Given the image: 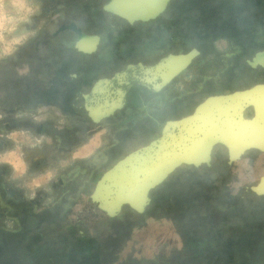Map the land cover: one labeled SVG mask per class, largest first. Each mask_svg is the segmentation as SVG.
Masks as SVG:
<instances>
[{
	"label": "rangeland",
	"instance_id": "374dc122",
	"mask_svg": "<svg viewBox=\"0 0 264 264\" xmlns=\"http://www.w3.org/2000/svg\"><path fill=\"white\" fill-rule=\"evenodd\" d=\"M43 1L34 0L37 11L31 15L29 23L22 25L34 34L18 44L11 54L0 56V103L4 94L9 92L5 105L25 103L33 110H19V116L36 122L47 121L49 125V133L14 129L4 134L3 139L11 145L0 153L15 150L18 140L21 141L19 150L27 168L23 177H16L11 164L0 163V171L6 170L5 180L9 182L0 183V231H15L22 235L34 261L50 264L73 261L72 253L81 243L79 237L84 232L108 234L110 240L106 247L114 260L122 257L138 260L167 254L168 246L175 245V242L166 240L168 231L173 233L170 238L175 235L184 237L185 230L192 228L199 237L208 234L213 238L212 231L217 225L216 230L219 228L224 235H233L237 240L239 235L236 232L251 231L248 234L258 242L247 244L262 245L253 252L247 250L246 255L233 251L231 259L234 264H264V198L248 192V188L264 175V153L249 152L231 168H226L228 159L224 158L209 168L194 172L180 169L151 191V202L142 213L126 206L107 223H89L80 217L79 212L102 173L128 152L154 139L160 128H155L153 104L147 103L115 126H104L90 134L76 133L84 120L72 105L75 96L72 75L82 59L73 53L71 45H65L63 36L56 33L62 22L77 17L88 31L100 30L106 34L104 24L89 26L85 21L89 16L86 8L90 4L101 9L107 0H66L64 3L56 0L45 11ZM177 1L181 3L178 8H168L164 17L195 18V23L173 26L169 21H161L164 23L159 29L160 21H150L131 28L127 35L115 32L117 37L113 41L104 40L100 44L94 54L95 60L103 62L119 54L121 58L117 57L116 62L119 67L131 60L153 61L154 50L162 36L167 49L202 51V58L209 60V65L201 69L202 75L209 74L210 80H218L220 76L224 84V88L211 91L234 90L264 80V69L258 68L257 73H251L247 63L256 52L264 49V0ZM60 8L66 13L60 12ZM49 16L54 20L48 21ZM203 18L215 20L205 23ZM173 36L178 40L170 43ZM54 53L58 55L57 60ZM202 58L194 64L191 72L195 73ZM45 64L50 66L47 74L43 70ZM109 73L111 71L105 72ZM210 86L213 88V84ZM13 133H27L34 141L40 142L29 144L23 142L22 137L13 139ZM43 155L45 162L37 166L34 161ZM49 169H56L54 178L39 187L28 185L31 178ZM205 213L208 217H203L199 229L190 218L198 216L201 220L200 214ZM32 214L42 215L38 223ZM26 223L33 228L23 229ZM229 232L233 234L229 235ZM163 240L167 245L162 246ZM210 253L206 250L204 255L208 257L205 258L211 260ZM21 257L25 261V257ZM202 258L199 256L194 261L201 264ZM228 258L222 254L218 258L219 264H224L223 259Z\"/></svg>",
	"mask_w": 264,
	"mask_h": 264
},
{
	"label": "water",
	"instance_id": "95a60500",
	"mask_svg": "<svg viewBox=\"0 0 264 264\" xmlns=\"http://www.w3.org/2000/svg\"><path fill=\"white\" fill-rule=\"evenodd\" d=\"M171 0H109L105 11L115 25L131 26L137 21H149L164 12ZM78 40L75 48L93 52L99 43L98 35H87L76 29ZM84 40H91L84 47ZM196 53L172 55L163 63L129 65L113 78L95 83L88 95L80 94V110L92 121L113 114L125 103L132 84L147 85L155 89L157 71L168 68L164 83L180 72ZM251 66H264V51L247 60ZM139 71V72H138ZM77 109V105H74ZM253 108L254 113L246 110ZM227 147L230 162L239 159L247 150L264 152V83L212 95L195 110L180 119L169 120L161 135L118 159L96 181L91 194L80 210V217L89 223L107 221L129 206L138 213L145 211L151 202V191L162 184L169 175L183 164H210L215 145ZM249 193L264 194V176L248 188Z\"/></svg>",
	"mask_w": 264,
	"mask_h": 264
},
{
	"label": "flooded vegetation",
	"instance_id": "af4514ba",
	"mask_svg": "<svg viewBox=\"0 0 264 264\" xmlns=\"http://www.w3.org/2000/svg\"><path fill=\"white\" fill-rule=\"evenodd\" d=\"M66 0H58L59 3H64ZM52 2H57L56 0H45L43 1V10L45 11L48 7L50 8V4ZM109 2H105V4L101 7V9L96 5V4H90L87 8L86 11L88 12V18H86V21L89 26L92 25H97V24H104L105 25V30L106 34L100 30H95V31H88V29H85L82 26V21L80 18L77 17H72L66 22H62L61 26L59 27V30L57 31L56 35L63 36L65 39V45L66 46H72L73 47V53H76L81 57V62L77 64L75 67V74L72 75V79L75 80L74 87L72 88V92L75 94L72 105L73 108L75 109L74 105H77V109H75V112L78 116H81L84 120L82 122V126L76 131V133H83L85 134H90L91 132H94L95 130L99 128H104V126H115L114 124L117 123L120 120L126 119L129 114H132L133 112L139 111L140 107L143 105L150 103L153 104V120L155 122V128H160L159 135H161L163 126L165 123L169 120H177L180 118H183L189 114H191L195 108L203 102L207 97L212 96V95H220V94H226L233 92L235 90H240L243 88H247L250 86H253L257 83H264V80L261 81H256L255 83L245 86V87H238L237 89L234 90H228V91H211L214 88H224V84L221 82V77H218V80H210V75L209 74H203L202 75V70H204V67L206 65H209V60L205 61L203 59V54L200 49H196V53L192 56V59L188 65H186L180 72H178L176 75L171 77L168 81H165L164 83V77L168 74V68L167 67H161L157 71V78L155 82V89H151L147 85H141V84H132L126 93L125 97V103L121 108H118L113 114L104 117L100 119L99 121H92L89 117L84 116V114L81 112L80 108L82 104L85 102H82L79 100L80 94L83 93L85 95H88L95 85V83L101 79H106V78H113L114 75L117 72L126 70L129 65H153V64H159L163 63L166 58L172 56V55H181V54H187L190 53L194 50V48L188 50V51H179L175 49H167L165 46V38L160 37L157 42V46L154 50L155 52V60L145 62V61H128L124 66L119 67L116 65L118 62L117 57L121 56L119 54L117 55H112L113 58L103 60V62H100L99 60H95L94 54L99 50L100 44L104 41H113L114 37L116 38L117 36L115 35V32L117 35H127L129 34V30L131 28H134L138 24H145L149 23L150 21H160L158 24V28L161 29L162 25L164 22L169 21L170 23L174 25H179V24H193L195 23V18H184V17H164V14L168 10V8H178L179 3L177 0H171L166 9L164 10L163 13H161L159 16H157L154 19H151L149 21H137L131 26H126V25H115L110 22V19L105 11V6ZM47 7V8H46ZM62 7V6H61ZM51 11V10H50ZM60 12H65L63 8H60ZM58 12V10H57ZM51 15V14H50ZM51 19L54 20V18H51L49 16L48 21ZM56 19V18H55ZM201 20V19H200ZM202 20L205 21V23H209L210 21L215 20L214 18H203ZM164 21V22H161ZM171 28H174V27ZM80 30L82 33L87 34V35H98L100 40L97 46V49L93 52L87 53L83 51H79L75 48V43L78 40V32L77 30ZM177 30V27H176ZM70 37L72 39H70ZM54 39L56 37H53ZM119 38V37H118ZM173 40H178L176 36L171 37V41ZM260 51H264V49H261ZM258 51V52H260ZM256 52L254 56L258 53ZM251 59H253V57ZM116 57V58H115ZM129 57V56H127ZM202 58V63L199 62V64L195 67V73L191 72L192 67L194 64L201 60ZM130 59V58H128ZM248 63V62H247ZM48 65V64H47ZM46 64L43 65V70L46 71L45 73L47 74L50 71V66H47ZM48 68H47V67ZM117 66L116 68H114ZM251 73H257V69L261 68L264 69V66L261 64H258L257 66H251ZM199 69V70H197ZM202 69V70H201ZM109 74H105V72H110ZM139 72V71H138ZM44 73V74H45ZM48 82H50V79L48 77ZM64 81H66L64 79ZM213 84V88L212 85ZM4 88V87H3ZM1 88V92L3 91ZM3 94V93H1ZM3 96V95H2ZM5 96V97H4ZM3 98L1 99L0 103V112L2 114V118H0V151H2L4 148L8 147L11 145L8 141L4 140V134L8 132L14 131V129H32L34 131H39V132H48L49 133V125L47 121L44 122H36L31 118H26L19 116L18 112L19 110H24L26 112L33 110V108L28 107V105H25V103L17 104V105H5V99L8 100L10 97L9 92H6L4 94ZM28 97V96H27ZM25 96V98H27ZM28 101V98H27ZM28 103V102H27ZM26 103V104H27ZM31 109V110H30ZM251 112L252 114L254 113V109L250 108L246 110V114ZM155 137V138H156ZM45 146L43 147V153ZM249 152H259V153H264L258 149H250L247 150L239 159H241L245 154ZM212 157L210 164H207L206 162L201 163L200 165H189V164H183L179 166L174 172H172L168 178H170L173 174L175 175L180 169L186 170L188 172H194L195 170L199 169H204V168H209L216 161H221L224 158H227V164L226 168H231L239 159L234 160L230 162L229 160V153L228 149L225 145L223 144H217L214 146L212 150ZM37 166H40L42 163L45 162V156L43 155L42 157H39L34 161ZM264 176V175H262ZM259 177L257 183L260 181L261 177ZM6 177H7V172L6 170H1L0 171V183L6 182ZM167 178V179H168ZM166 179V180H167ZM5 180V181H4ZM9 183V182H6ZM256 183V184H257ZM255 185V184H254ZM2 192V191H1ZM256 197L264 198V194L261 195H256L253 193H250Z\"/></svg>",
	"mask_w": 264,
	"mask_h": 264
},
{
	"label": "trees",
	"instance_id": "16d2710c",
	"mask_svg": "<svg viewBox=\"0 0 264 264\" xmlns=\"http://www.w3.org/2000/svg\"><path fill=\"white\" fill-rule=\"evenodd\" d=\"M232 1L235 2V0H231V2ZM53 56L55 60L58 59V55H56L55 53L53 54ZM31 216L35 218L36 223H38V221H40L38 218H40L42 215L32 214ZM119 217L121 218L120 215ZM199 217H202V219L199 220L198 216L190 219L200 229L202 228L204 222L203 217H208V214H200ZM110 220L111 218L107 221L101 220L98 222L107 223L108 221L110 222ZM229 223L230 225H234L233 222ZM70 226H72V224H70ZM215 226L216 228L218 227L217 225ZM23 227V229L33 228L32 226L30 227V225L27 223L24 224ZM216 228L214 231H212V233L214 234L213 238L208 234L203 237H199L196 231L192 228H190L189 231L185 230L184 237L175 235V237L170 238L171 234L173 233L168 231L165 234L167 236L166 240L169 239L170 243L175 242V245L168 246L169 251L167 254H159L150 258H147L145 256L143 257V259L141 258L138 260H134L131 258L125 259V257H122L116 258L118 259L116 262V259L114 260L112 255H110L111 251L106 247V244H108L110 240L108 234L91 235L88 234V232H84V234L80 235L79 237V241L81 243L79 244L78 248L75 249L72 253V256L74 258L73 261H54L50 264H197L194 261V258L198 257L199 259V256L204 257L202 258L201 264H219L218 258L222 254H226L229 257L228 259H223L224 264H234L231 259L233 257V251H237L242 255H246L247 250H252L253 252L254 248L262 247V245L260 244H258V246L255 245L256 243L253 246H251V244H247L251 242H258L254 241L252 239V236L248 234L251 231L247 232L245 230V233L243 234L236 232V234L239 235V239L237 240L236 237L232 235L233 232H229V235L232 236L228 237V234L224 235V233L218 230L219 228L217 230ZM60 233L62 234L61 231ZM170 239L175 241L171 242ZM251 239L253 241H251ZM13 240L16 242H13ZM165 242L166 241L163 240L162 246L167 245ZM29 250L30 249L24 244L22 240V235L17 234V232L15 231H0V264H22L23 262H25V264H37V262L34 261V257L31 255ZM206 250L211 251V260L205 258L207 256L204 255V252H206ZM21 255L25 257V261L22 259ZM190 258L193 262L190 261ZM206 259L207 261L204 262V260Z\"/></svg>",
	"mask_w": 264,
	"mask_h": 264
},
{
	"label": "clouds",
	"instance_id": "9594fccd",
	"mask_svg": "<svg viewBox=\"0 0 264 264\" xmlns=\"http://www.w3.org/2000/svg\"><path fill=\"white\" fill-rule=\"evenodd\" d=\"M37 11L34 0H0V56L11 54L18 44L23 43L30 33L22 27L23 24L29 23L31 15ZM43 119V117H37ZM23 138V142L29 144L35 140L27 133H13L12 138ZM18 140L17 148L13 151L0 153V163H9L15 170L16 177H23L27 165L22 159V153L19 150ZM56 169H49L44 174L31 178L27 183L30 187H39L47 181L54 178Z\"/></svg>",
	"mask_w": 264,
	"mask_h": 264
},
{
	"label": "bare ground",
	"instance_id": "6f19581e",
	"mask_svg": "<svg viewBox=\"0 0 264 264\" xmlns=\"http://www.w3.org/2000/svg\"><path fill=\"white\" fill-rule=\"evenodd\" d=\"M84 47H90L92 45V41L91 40H84L83 43Z\"/></svg>",
	"mask_w": 264,
	"mask_h": 264
},
{
	"label": "crops",
	"instance_id": "0c3cea01",
	"mask_svg": "<svg viewBox=\"0 0 264 264\" xmlns=\"http://www.w3.org/2000/svg\"><path fill=\"white\" fill-rule=\"evenodd\" d=\"M89 146V145H88Z\"/></svg>",
	"mask_w": 264,
	"mask_h": 264
}]
</instances>
